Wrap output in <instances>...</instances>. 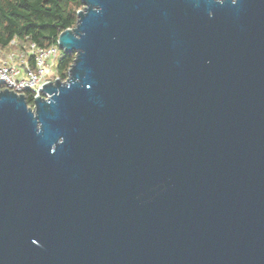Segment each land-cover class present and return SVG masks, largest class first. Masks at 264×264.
<instances>
[{
	"label": "water",
	"instance_id": "95a60500",
	"mask_svg": "<svg viewBox=\"0 0 264 264\" xmlns=\"http://www.w3.org/2000/svg\"><path fill=\"white\" fill-rule=\"evenodd\" d=\"M80 1L0 89V264H264V0Z\"/></svg>",
	"mask_w": 264,
	"mask_h": 264
},
{
	"label": "trees",
	"instance_id": "16d2710c",
	"mask_svg": "<svg viewBox=\"0 0 264 264\" xmlns=\"http://www.w3.org/2000/svg\"><path fill=\"white\" fill-rule=\"evenodd\" d=\"M81 6L80 0H0V49L9 50L12 38L33 41L40 46L56 44L58 34L74 26ZM73 57L72 52L59 50L54 65L59 79L67 77ZM26 101L32 106L33 97L29 92Z\"/></svg>",
	"mask_w": 264,
	"mask_h": 264
},
{
	"label": "built area",
	"instance_id": "2783aa9c",
	"mask_svg": "<svg viewBox=\"0 0 264 264\" xmlns=\"http://www.w3.org/2000/svg\"><path fill=\"white\" fill-rule=\"evenodd\" d=\"M15 42L18 40L12 38L9 45ZM58 53L57 44L40 46L33 41L27 42L25 50H9L7 57L0 59V89L8 88L25 97L29 92L33 98L42 94V84L55 76Z\"/></svg>",
	"mask_w": 264,
	"mask_h": 264
},
{
	"label": "rangeland",
	"instance_id": "374dc122",
	"mask_svg": "<svg viewBox=\"0 0 264 264\" xmlns=\"http://www.w3.org/2000/svg\"><path fill=\"white\" fill-rule=\"evenodd\" d=\"M82 7V6H81ZM80 7V8H81ZM79 8V9H80ZM27 42L28 41H26V40H24V41H18V42H15L14 44H10L9 45V47H11L10 49L11 50H15V52H19L20 50H22V49H24L25 50V48H26V45H27ZM8 47V48H9ZM9 49V50H10ZM8 49H0V59H5L6 57H7V53H8V51H9ZM60 50V49H59ZM59 57V53H58V56H57V58ZM54 68H55V66L53 67V70H54ZM55 74V73H54ZM55 77H57L56 75L55 76H53V79H55Z\"/></svg>",
	"mask_w": 264,
	"mask_h": 264
}]
</instances>
